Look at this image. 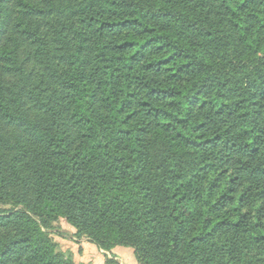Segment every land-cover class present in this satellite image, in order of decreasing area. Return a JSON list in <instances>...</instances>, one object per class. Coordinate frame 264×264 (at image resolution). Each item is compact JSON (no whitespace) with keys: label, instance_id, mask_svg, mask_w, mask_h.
Instances as JSON below:
<instances>
[{"label":"trees","instance_id":"1","mask_svg":"<svg viewBox=\"0 0 264 264\" xmlns=\"http://www.w3.org/2000/svg\"><path fill=\"white\" fill-rule=\"evenodd\" d=\"M61 217L139 264H264V0H0V264H76Z\"/></svg>","mask_w":264,"mask_h":264},{"label":"rangeland","instance_id":"2","mask_svg":"<svg viewBox=\"0 0 264 264\" xmlns=\"http://www.w3.org/2000/svg\"><path fill=\"white\" fill-rule=\"evenodd\" d=\"M4 207L9 209L12 206L7 204ZM44 230L53 235L60 249L72 253L76 264H107V258L117 264H139L132 248L117 245L111 250L101 249L89 237L79 236L76 228L62 217L53 221L50 228L44 227Z\"/></svg>","mask_w":264,"mask_h":264}]
</instances>
